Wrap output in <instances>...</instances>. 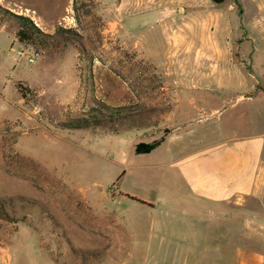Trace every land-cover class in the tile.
<instances>
[{
  "label": "rangeland",
  "instance_id": "rangeland-1",
  "mask_svg": "<svg viewBox=\"0 0 264 264\" xmlns=\"http://www.w3.org/2000/svg\"><path fill=\"white\" fill-rule=\"evenodd\" d=\"M48 2L0 0V8L30 18L44 34L56 35L45 47H27L15 37V27L0 11V198L23 196L36 202L62 227L67 241L50 232L52 225L36 207L20 211L7 207L12 218L27 215L16 224L0 220V264H128L124 253L132 248L140 252L146 248L148 255L140 260L145 259V264H181L184 259L190 264L187 219L176 218L180 224H174L169 236L174 241L153 238L142 245L145 207L127 197V203L142 213L134 236L138 249L131 241L118 240L121 235L112 205L123 199L118 184L137 195L149 186L154 199L166 180L156 169L141 176L140 171H131L123 177L121 165L128 162V154L133 166L153 164L134 154L135 145L189 128L200 135L203 130L215 129L212 139L251 132L247 123L250 113L243 109L247 103L235 102L236 97L230 95L220 97L219 92L208 91L203 81L202 87H190V66L170 64L172 58L162 50L151 57L155 49H146L150 43L145 34L152 43L159 38L167 42L168 38L156 31L159 19L142 13L152 7L167 9L176 19L178 4L183 2L59 0L53 9L47 8ZM223 3L231 4L238 14L231 1ZM26 5L36 6L48 16L38 21L33 12L21 8ZM65 5L70 7L68 11ZM231 19L233 24V15ZM59 28L67 32L60 33ZM240 34L235 42L245 38ZM169 38L165 54L169 46L177 44ZM24 50H34L39 57L30 62L19 53ZM234 56L237 62L241 60L239 50ZM258 61L264 63L262 54L253 60L259 68ZM244 65L246 72L253 73L250 65ZM203 67L208 68L202 66L201 70ZM210 68L217 75L228 73L230 80L229 72L240 73L231 64ZM258 90L264 91V79ZM100 104L140 105L152 113L147 121L121 127H62L64 121L83 116ZM212 109L217 112L209 116ZM203 118L207 122L201 123ZM207 137L198 141L204 143ZM172 186L180 190L182 183L173 178ZM226 211L230 217L227 230L221 228L211 240V264H264V193L244 197L240 205ZM174 249L185 255H172ZM130 264H139V260L132 259Z\"/></svg>",
  "mask_w": 264,
  "mask_h": 264
},
{
  "label": "crops",
  "instance_id": "crops-1",
  "mask_svg": "<svg viewBox=\"0 0 264 264\" xmlns=\"http://www.w3.org/2000/svg\"><path fill=\"white\" fill-rule=\"evenodd\" d=\"M46 1H49L47 8L53 9L59 0ZM169 1L184 3L182 6L178 4L179 15L176 19L167 9L152 7L142 13L159 19L160 28L155 27L156 31L159 30L161 35L168 38L167 42H161L159 38L152 43L151 37L145 34L146 41L151 46L149 48L146 44V49H155L151 57L159 56L157 50H162L164 56L170 55L172 58L170 64L190 66V87H202L204 83L205 87L208 86V91L219 92L220 97L230 95L236 97L235 102L247 103L243 109L244 112L250 113L247 123L251 125L252 131L212 139L211 135L215 134V129L203 130L199 132L200 135L189 128L185 132H176L164 137L161 143L148 153L134 152L153 164L133 166L128 154L125 157L128 162L121 165L123 177L131 171H140L141 176L151 169H156L166 180L154 199L150 197L149 186L141 195H137L121 189L118 184L117 192L123 199L112 202L116 212L115 225L120 230L118 234L121 236L118 240L131 241L133 247L138 249L137 238L134 236L136 229L141 226L138 218L142 213L140 209L131 207L124 195L142 200L151 205L146 207L140 204L145 207L146 216L142 229L146 236L140 239L144 241L142 245H148L146 241L153 238L163 242L168 239L174 241L172 235L169 237L174 232V224H180L177 219L185 218L189 222L190 230V264H211V240L217 238L221 228L227 230L226 225L230 220L226 208H236L244 197H258L264 193V91L258 90L259 82L264 79V63L258 61L259 68L253 63L257 55L262 54L264 57V0H245V5L239 0L241 14H236L231 4L215 5L211 0ZM21 8L33 12L32 16L38 21L48 16L44 12L40 13L36 6L26 5ZM69 8L65 5L67 11ZM216 8L218 10L213 12ZM232 15L235 19L233 24ZM35 23L37 24V21ZM151 30L155 29L148 28V31ZM240 33H244L245 38L235 42L238 35L241 37ZM169 37L177 44L169 46L170 51L165 54L164 45L170 42ZM238 50L241 54L239 62L234 56ZM214 64H231L240 73L234 72V75L229 72L233 79H227L228 73L222 71L217 75L210 68ZM244 64L250 65L253 73L246 72ZM202 66L208 68L203 67L201 70ZM208 73L209 76L205 75ZM216 112V109H212L209 116ZM205 122L207 121L203 118L201 123ZM206 136L209 137L208 141H198L199 137ZM173 178L182 183L180 190L173 188ZM230 231L236 234V230ZM155 234L160 236H154ZM145 249L140 252L132 248L124 253L126 259H129L128 264L132 259L139 260V264H145V259L140 262L148 255ZM174 250L172 255H185L183 250ZM160 254L164 256L162 252ZM122 264H127V261ZM181 264H187V259Z\"/></svg>",
  "mask_w": 264,
  "mask_h": 264
},
{
  "label": "trees",
  "instance_id": "trees-1",
  "mask_svg": "<svg viewBox=\"0 0 264 264\" xmlns=\"http://www.w3.org/2000/svg\"><path fill=\"white\" fill-rule=\"evenodd\" d=\"M214 4H221L224 1H231L237 8L238 14H241V8L239 0H211ZM0 11L5 15L8 21H11L15 27L14 35L15 37L27 47L41 48L45 47L47 44L51 43L56 35L55 34H44L41 30L35 26V24L26 16L13 14L5 9L0 8ZM58 32H67L59 28ZM257 88V87H256ZM152 110L146 107L138 105H123V106H108L105 104H100L96 108H92L89 112L80 117L69 118L64 121L61 125L65 129H84L88 127H99V126H114L121 127L124 123L140 124L149 119ZM162 139L155 140L153 142L137 143L134 147V152L137 154L148 153L154 148H156ZM128 199L135 201L137 203L151 206L150 204L136 199L134 197L124 195ZM17 205V206H16ZM36 207L39 212L42 213L43 218L48 220L52 225L50 232L55 235L56 238H62L66 240L65 233L62 227L54 221V218L44 210V208L35 204L32 200H28L23 196H9L0 198V220H4L8 223L16 224L25 220V215L23 214L21 218H12L9 216L7 207L12 210H22L24 208ZM67 241V240H66Z\"/></svg>",
  "mask_w": 264,
  "mask_h": 264
},
{
  "label": "built area",
  "instance_id": "built-area-1",
  "mask_svg": "<svg viewBox=\"0 0 264 264\" xmlns=\"http://www.w3.org/2000/svg\"><path fill=\"white\" fill-rule=\"evenodd\" d=\"M21 55H26V58L30 61L33 62L35 59L39 57L38 52L34 50H24L19 52Z\"/></svg>",
  "mask_w": 264,
  "mask_h": 264
}]
</instances>
